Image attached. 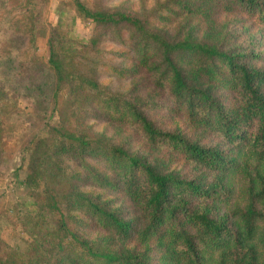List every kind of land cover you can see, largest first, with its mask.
<instances>
[{
    "label": "trees",
    "instance_id": "trees-1",
    "mask_svg": "<svg viewBox=\"0 0 264 264\" xmlns=\"http://www.w3.org/2000/svg\"><path fill=\"white\" fill-rule=\"evenodd\" d=\"M69 1L71 8L45 27L47 0H1L10 18L0 20L8 32L0 30V66L12 70L10 82L21 74L38 80V70L47 68L58 124H45L42 135L23 142V185L32 201L23 217L0 214V264H264V0H164L142 19ZM178 14L202 21L220 14L249 20L250 29H258L259 50L203 43L191 33L170 38L164 28ZM77 19L95 28L84 45L75 42ZM121 28L131 32L125 46L135 70H118L117 76L148 71L157 88L168 90V114L217 144L158 130L139 103L107 93L94 74L79 73L85 66H79L78 54L100 51L102 30ZM41 39L47 52L43 69L36 55ZM125 58L116 54L121 65ZM91 63L94 68L99 59ZM20 89L0 86V161L12 139L6 130L12 113H19L17 102L11 108ZM87 107L129 119L152 151L165 149L168 157L151 165L141 155L78 132L74 111ZM86 185L121 191L140 216L109 210L83 191ZM85 223L104 239H81L75 229ZM7 224H19L25 234L21 252L3 240Z\"/></svg>",
    "mask_w": 264,
    "mask_h": 264
},
{
    "label": "rangeland",
    "instance_id": "rangeland-1",
    "mask_svg": "<svg viewBox=\"0 0 264 264\" xmlns=\"http://www.w3.org/2000/svg\"><path fill=\"white\" fill-rule=\"evenodd\" d=\"M89 8L100 7L108 11H120L129 13L138 19L144 18L155 9L158 2L164 0H83ZM69 0H47L42 6V24L45 27L55 25L58 16L62 12H66L70 6ZM0 0V20L8 19L7 8L2 11ZM173 25L164 28L166 34L170 38H182L183 35L191 33L192 38L203 43H211L217 41L226 42V48H240L247 52L249 49L258 52V29H250V21L244 22L235 14H220L211 21H202L199 18L178 14L173 18ZM94 26L89 23L77 19L74 27L75 42L77 44H85L89 41L94 33ZM1 32L6 36V27L0 28ZM101 42L98 51L95 49L92 53H86L82 57L79 55V66L83 64L79 73L84 76H92L93 80H97L98 84L107 87L105 91L109 94L119 96L124 101L139 103L142 106L143 113L146 118L154 123L156 128L163 132L178 133L185 138H191L199 141L200 144L212 146L217 144L218 140L212 136L205 138L202 133H194L189 131L183 122L175 115L168 114L167 109L171 106V97L167 89L157 88L148 71L138 69L136 72L126 78L117 76L118 70L129 72L133 67L130 61L131 50L129 45L125 46L126 40L130 37L125 28L116 29L114 31L102 30ZM80 48V51L84 49ZM121 45V47H120ZM264 46V42L262 44ZM36 55L40 64L45 66L46 60V41L41 39L37 42ZM119 53L125 58L126 63L121 65L116 59ZM99 59V65L93 68L91 58ZM6 63L5 65H7ZM106 64L114 65V69L108 68ZM87 65V66H86ZM110 65V66H111ZM92 69V70H90ZM38 80L21 74L15 81H11L12 70L7 66H0V86L6 87L12 84L20 86L18 94L12 100V108H17L19 113H12V117L8 119V128L6 135L12 138L4 148L3 157L0 161V214L4 218H16L17 216H25V210L31 204V199L26 193L23 180L26 175V162L22 155V146L26 138L34 135H42L44 126L47 123L57 125V117L52 112L51 92L53 88V76L51 72L44 68L38 70ZM133 72V71H132ZM32 78V79H31ZM154 106V107H153ZM107 111V110H106ZM75 129L83 134H87L90 138H100L102 141L112 145L121 147L131 154H138L148 160L153 165L155 160H165L168 155L165 149L152 151L147 144L141 130L133 124L129 119H115L110 113L101 110V113L92 111L89 107L75 109ZM92 160H89L91 162ZM71 166L70 163H67ZM172 167L180 168L182 165L178 162H172ZM166 167V165L164 166ZM186 168H182L184 172ZM81 176L87 177V172L80 171ZM107 174V173H106ZM109 181H111L109 179ZM89 196L95 200L106 204L108 209L119 210L125 216L130 215L133 218L140 216V212L131 204L129 199L121 191H101L95 185L83 186ZM88 223V220H85ZM83 224L75 229V233L88 243L104 239L103 234L88 224ZM3 226V227H2ZM1 236L3 240L13 249L17 251L23 250V233L19 224L2 225ZM97 231V232H96ZM96 232V234H95Z\"/></svg>",
    "mask_w": 264,
    "mask_h": 264
}]
</instances>
